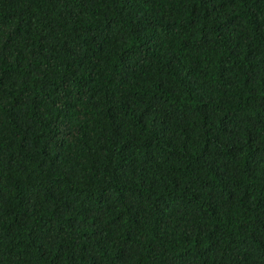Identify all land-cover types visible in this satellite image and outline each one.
Segmentation results:
<instances>
[{"label": "trees", "instance_id": "16d2710c", "mask_svg": "<svg viewBox=\"0 0 264 264\" xmlns=\"http://www.w3.org/2000/svg\"><path fill=\"white\" fill-rule=\"evenodd\" d=\"M0 264H264V0H0Z\"/></svg>", "mask_w": 264, "mask_h": 264}]
</instances>
